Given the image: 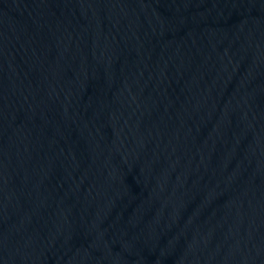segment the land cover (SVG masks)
Wrapping results in <instances>:
<instances>
[{
	"label": "water",
	"instance_id": "95a60500",
	"mask_svg": "<svg viewBox=\"0 0 264 264\" xmlns=\"http://www.w3.org/2000/svg\"><path fill=\"white\" fill-rule=\"evenodd\" d=\"M0 264H264V0H0Z\"/></svg>",
	"mask_w": 264,
	"mask_h": 264
}]
</instances>
